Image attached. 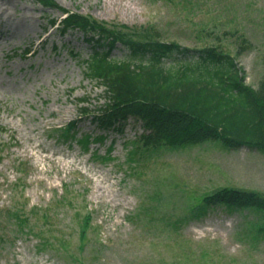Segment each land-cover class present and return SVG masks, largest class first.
<instances>
[{
  "label": "rangeland",
  "instance_id": "1",
  "mask_svg": "<svg viewBox=\"0 0 264 264\" xmlns=\"http://www.w3.org/2000/svg\"><path fill=\"white\" fill-rule=\"evenodd\" d=\"M6 1L0 264H264L263 212L223 204L197 211L224 187L264 196V153L206 141L135 155L139 121L103 132L80 116L79 100L87 99L84 107L93 111L104 92L83 74L91 53L83 34L61 35L50 22L62 12L38 0ZM53 1L109 27L125 25L128 34L150 29L189 49L207 44L235 53L243 37L247 45L237 63L245 83L256 89L264 76V0ZM126 55L120 44L110 53L114 60ZM73 121L78 136L104 138L88 151L56 141L50 128ZM16 211L24 224L16 222Z\"/></svg>",
  "mask_w": 264,
  "mask_h": 264
},
{
  "label": "trees",
  "instance_id": "2",
  "mask_svg": "<svg viewBox=\"0 0 264 264\" xmlns=\"http://www.w3.org/2000/svg\"><path fill=\"white\" fill-rule=\"evenodd\" d=\"M38 1L65 14L50 22L61 34L78 30L91 48L83 74L104 88L103 103L92 111L83 106L88 100L80 99V116L91 118L101 131L122 132L129 119L139 121L143 131L132 153L206 141H218L230 150L246 147L264 153V76L256 89L245 83L237 63L247 45L243 37L237 39L235 53L207 44L189 49L160 39L150 29L128 34L125 25L109 27L53 0ZM117 44L127 52L122 60L110 57ZM76 126L73 121L52 128L58 133L56 141L88 151L92 142L104 138L78 136ZM214 204L264 213V196L254 191L220 188L206 196L197 211ZM13 217L18 225L24 224L26 217L19 211Z\"/></svg>",
  "mask_w": 264,
  "mask_h": 264
},
{
  "label": "bare ground",
  "instance_id": "3",
  "mask_svg": "<svg viewBox=\"0 0 264 264\" xmlns=\"http://www.w3.org/2000/svg\"><path fill=\"white\" fill-rule=\"evenodd\" d=\"M6 3H8V1L4 0V1H2V3L0 4V12H1V13H0V18H1L2 15L8 13V9H7V7H6V6L4 7V4H6ZM23 14H24V12L21 11V15H23Z\"/></svg>",
  "mask_w": 264,
  "mask_h": 264
}]
</instances>
